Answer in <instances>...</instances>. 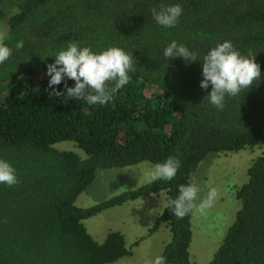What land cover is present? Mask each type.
Listing matches in <instances>:
<instances>
[{"label": "trees", "instance_id": "16d2710c", "mask_svg": "<svg viewBox=\"0 0 264 264\" xmlns=\"http://www.w3.org/2000/svg\"><path fill=\"white\" fill-rule=\"evenodd\" d=\"M161 3L181 5L175 27L153 19L150 9ZM8 13L4 43L12 54L0 64V160L19 183L0 184V264H113L131 256L121 233L109 232L99 244L83 222L140 198L163 195L166 203L180 185L194 183L207 155L264 146V0H0V20ZM172 41L198 61L165 57ZM225 41L242 55L251 50L261 75L239 95H226L218 110L205 99L211 85H199L203 56ZM72 42L94 53L120 48L136 61L130 83L109 104L49 95L47 65ZM65 82L74 87L65 78L53 88L64 92ZM60 143L75 144L84 156L58 150ZM169 156L181 161L171 181L86 209L75 205L96 171ZM247 176L235 191L241 208L208 264H264V154ZM191 219L192 212L178 219L164 207L149 229H169L166 264H193Z\"/></svg>", "mask_w": 264, "mask_h": 264}, {"label": "clouds", "instance_id": "9594fccd", "mask_svg": "<svg viewBox=\"0 0 264 264\" xmlns=\"http://www.w3.org/2000/svg\"><path fill=\"white\" fill-rule=\"evenodd\" d=\"M155 22L163 27H175L182 14L180 4L166 5L161 3L157 8L150 9ZM5 36L0 34V64H3L12 54V49L4 43ZM23 47V41L16 44V48ZM168 58L181 57L192 63L198 61L197 54L189 51L184 45L176 41L170 42L163 50ZM136 61L131 54L116 47H110L100 53H94L90 48H81L77 43H69L66 49L55 54L54 63L47 65L46 75L50 77L48 87L52 88L50 96H65V99H84L90 105H107L114 100L115 94L130 83L128 73L134 71ZM260 66L255 62V55L248 51L242 55L230 41H225L212 48L202 58L201 89L211 85L210 93L205 97L218 110H223L225 96L235 97L243 89H249L254 81L260 80ZM65 78L74 81V87H68L65 82L64 92L56 91L53 86L60 85ZM111 83V87H109ZM47 90V89H46ZM181 161L169 156L164 162L156 163L147 173L148 183L158 180L171 181L175 178ZM19 181L15 169L6 161L0 160V184L13 186ZM179 195L173 199L169 197L165 208L169 209L176 218L182 219L195 210L204 214L212 207L219 196L216 188H210L205 197L197 204L199 188L191 182L180 185ZM149 264H166L164 256H156Z\"/></svg>", "mask_w": 264, "mask_h": 264}, {"label": "rangeland", "instance_id": "374dc122", "mask_svg": "<svg viewBox=\"0 0 264 264\" xmlns=\"http://www.w3.org/2000/svg\"><path fill=\"white\" fill-rule=\"evenodd\" d=\"M10 13L0 20V34L7 31ZM40 78V77H39ZM38 78V79H39ZM58 150L84 154L73 143L57 144ZM264 154V146L246 149L237 153L209 154L200 163L194 177L199 188L197 204L210 188H216L219 196L204 214L193 210L191 219L192 241L190 257L193 264H208L222 244L229 227L234 223L241 208L235 197L238 187L248 180L247 171L257 157ZM153 165L143 162L125 169L98 170L93 183L76 200L78 208H89L126 191L148 184L147 173ZM165 207V197L151 196L140 198L120 207L108 209L83 222L88 234L99 244L105 241L109 232L121 233L131 256L113 264H149L161 255L170 241V232L162 226L156 233L149 234L156 217ZM138 241V245L134 246Z\"/></svg>", "mask_w": 264, "mask_h": 264}]
</instances>
